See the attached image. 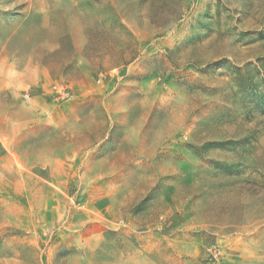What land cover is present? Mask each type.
Wrapping results in <instances>:
<instances>
[{
    "label": "rangeland",
    "instance_id": "1",
    "mask_svg": "<svg viewBox=\"0 0 264 264\" xmlns=\"http://www.w3.org/2000/svg\"><path fill=\"white\" fill-rule=\"evenodd\" d=\"M0 264H264V0H0Z\"/></svg>",
    "mask_w": 264,
    "mask_h": 264
}]
</instances>
